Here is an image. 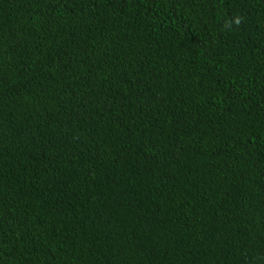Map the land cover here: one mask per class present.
<instances>
[{"label":"trees","instance_id":"trees-1","mask_svg":"<svg viewBox=\"0 0 264 264\" xmlns=\"http://www.w3.org/2000/svg\"><path fill=\"white\" fill-rule=\"evenodd\" d=\"M0 264H264V0H0Z\"/></svg>","mask_w":264,"mask_h":264}]
</instances>
